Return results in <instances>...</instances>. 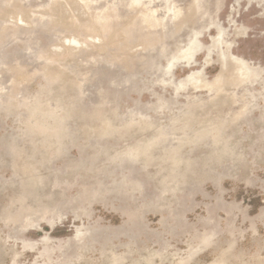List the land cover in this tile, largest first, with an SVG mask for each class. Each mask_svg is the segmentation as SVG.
I'll use <instances>...</instances> for the list:
<instances>
[{
    "label": "rangeland",
    "instance_id": "1",
    "mask_svg": "<svg viewBox=\"0 0 264 264\" xmlns=\"http://www.w3.org/2000/svg\"><path fill=\"white\" fill-rule=\"evenodd\" d=\"M0 264H264V0H0Z\"/></svg>",
    "mask_w": 264,
    "mask_h": 264
}]
</instances>
